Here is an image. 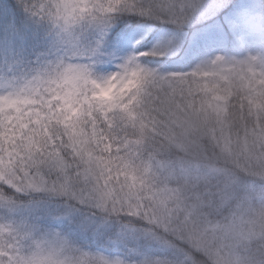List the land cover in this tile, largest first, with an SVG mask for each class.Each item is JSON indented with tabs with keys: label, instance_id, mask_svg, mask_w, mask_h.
I'll return each mask as SVG.
<instances>
[{
	"label": "clouds",
	"instance_id": "clouds-1",
	"mask_svg": "<svg viewBox=\"0 0 264 264\" xmlns=\"http://www.w3.org/2000/svg\"><path fill=\"white\" fill-rule=\"evenodd\" d=\"M207 2L137 0L148 15H136L158 23L144 37L146 46L140 41L146 29H137L133 40L141 46L105 76H97L91 62L78 59L94 51L81 45L74 48L72 38L88 27L106 28L128 14L129 0H108L107 6L96 2L68 20L60 10L72 5L43 0L39 15L29 16V23L42 30L46 45L33 52L35 59L14 52L6 53L0 62V120L8 114L9 122L18 120L24 130L13 141L11 152L0 149L9 157L0 156V209L26 213L19 222L0 218L9 229L3 246H14L16 264H185L187 241L153 222L150 199L125 191L128 172L135 164L132 153L151 156L149 150L156 138L147 128L124 124L123 118L121 123L110 122L105 98L109 93L119 94L123 85L116 77L129 68L160 76L186 72L162 69L183 48L188 29L202 23L197 6ZM260 3L264 5V0ZM252 57L258 56L236 58L215 53L195 67L204 65L222 71L227 65H236L240 71L253 62L264 67V58L254 61ZM234 75L229 73L224 79L233 84ZM97 80L108 83L100 87ZM222 87L224 103L219 111L213 109L207 114L206 122L192 134L193 139H183V155L174 144L167 146V155L186 160L194 154L195 145L211 153L208 159L222 162L238 178L228 205L208 203L200 211L216 214L225 225L238 221L243 234L229 248V254L238 257L240 264H264V110L256 113L248 105L245 115L239 92L229 99L228 87ZM26 118H30L29 123H24ZM216 131L219 137H215ZM121 133L123 137L117 139ZM227 133L234 138L231 148L227 142L221 143ZM136 170L142 169L137 166ZM172 178L178 186L183 185L182 171ZM43 218L67 223L70 230L41 226L38 221ZM76 232L86 241L78 240ZM87 240L104 248L119 246L124 252L107 255L92 250ZM205 264H215V256H206Z\"/></svg>",
	"mask_w": 264,
	"mask_h": 264
},
{
	"label": "trees",
	"instance_id": "trees-1",
	"mask_svg": "<svg viewBox=\"0 0 264 264\" xmlns=\"http://www.w3.org/2000/svg\"><path fill=\"white\" fill-rule=\"evenodd\" d=\"M73 2L74 0H62V3L67 5H72ZM94 2L107 6L108 0ZM66 11L71 13L68 9ZM202 12L206 14L202 17V23L188 29L183 48L162 69L165 72H186L160 76L147 70L129 68L116 78L123 85L119 94L113 96L109 93L105 98L108 101L105 112L110 122L115 120L121 123L123 118L124 124H134L138 129L147 128L156 138L154 147L149 150L151 156L148 153H132L135 164L128 172V187L125 191L133 196L142 194L145 199H150L155 212L154 215L150 214L153 222L176 233L180 240L187 241L185 264H205L207 256L202 247L184 236L187 232H195L199 228L205 238H209V235H224L226 225L220 217L200 209L208 203L220 207L228 205L232 187L238 178L232 175L222 162L208 159L211 153L203 152L195 145L192 149L194 154L183 161L168 156L167 146L174 144L180 154H184L183 139H193L192 134L203 126L202 122H206L207 114L213 109L219 111V105L224 103L222 85L228 87L229 99L239 92L238 99L245 105V115L248 105H251L256 113L264 110V103L261 102L264 67H259L256 63L246 65L240 71H237L236 65H227L222 71H212L204 65L195 67L215 45H221L229 55H235L239 51L242 54L247 52L248 47L244 41L247 30L242 18L245 14L260 16L261 18L256 20L262 22L264 28V5H261L260 0H231V3H227V6L215 15ZM20 15L26 25L25 32L21 36L13 37L10 32L1 30L0 39L3 40L2 44H13L12 53L20 52L35 59L33 52L43 48L47 41L41 38L42 30L29 23V16L22 11ZM157 23L151 18L128 13L111 22L106 28H85L79 32L77 38L83 48L94 50L93 55H86L98 73L111 65L118 68L124 59L141 46L133 40L137 29H146L144 36L140 37L143 46H146L148 41H145L144 37L149 36ZM256 55L264 58V50H260ZM229 73H235L233 84L224 79ZM259 124L257 115V131ZM214 135L219 137L220 133L216 131ZM122 137L123 133L117 139ZM226 137V141L222 140L221 143L227 142L231 148L234 138L230 133H227ZM137 166L142 170L137 172ZM177 171L184 174L182 186H178L172 178ZM3 212L0 209V216ZM59 226L66 232L70 230L67 223H60ZM75 236L81 242L86 241V237L79 232H76ZM87 242L90 246L96 244L90 240ZM148 251L158 253L160 250Z\"/></svg>",
	"mask_w": 264,
	"mask_h": 264
},
{
	"label": "rangeland",
	"instance_id": "rangeland-1",
	"mask_svg": "<svg viewBox=\"0 0 264 264\" xmlns=\"http://www.w3.org/2000/svg\"><path fill=\"white\" fill-rule=\"evenodd\" d=\"M205 12L201 11V17H204L206 14ZM257 18H261L260 16H251L245 14L242 18L243 25L246 27L247 32L244 34V41L246 47H248L247 52L242 54V52L239 51V53L231 54V56L236 58H242L246 54H250L259 52L260 50H264V28L262 27V22L256 20ZM1 34V30H0ZM3 40L0 39V62L3 61V57L6 53H12L13 52V44L9 45L11 42H6L2 44ZM253 45L250 46V45ZM251 51H250V49ZM215 53H225L222 48H216L213 49L204 59L207 57L215 54ZM81 62L88 63L91 61L87 55L81 56L78 58ZM203 59V60H204ZM255 63V62H253ZM93 65V63H92ZM94 67V65H93ZM117 67L115 66H108L104 71L102 72H95V69L93 71L97 74V76H105L112 71L116 70ZM117 78V77H116ZM98 84L101 87H105L108 83V81H99L97 80ZM1 211H4L3 214L1 213L0 218L3 220H16L20 221L23 217L26 216V213L23 212H8L5 209H1ZM39 224L41 226H53V227H60V222L43 218L39 219ZM0 225H4L3 221H0ZM9 229L6 227L5 229H0V233H3V235H0V250L3 248V239L6 237L5 233L8 232ZM225 233L224 235L216 234V235H209V238H205L204 235H202V232L199 228L195 230V232H187L188 234H185L187 238L193 240L197 246H200L203 248V250L208 255H214L215 256V264H240L239 258L230 255L229 254V248L234 245V243L242 236L243 231L241 224L237 222H233L229 225H226L224 229ZM90 246V245H89ZM92 250H100L103 251L107 255H122L124 252V249L119 246H109L107 248L102 247L100 244H95L90 246Z\"/></svg>",
	"mask_w": 264,
	"mask_h": 264
},
{
	"label": "snow or ice",
	"instance_id": "snow-or-ice-1",
	"mask_svg": "<svg viewBox=\"0 0 264 264\" xmlns=\"http://www.w3.org/2000/svg\"><path fill=\"white\" fill-rule=\"evenodd\" d=\"M95 3L94 0H74L72 6L68 8L71 11V17L68 16V11H65L63 7H61L60 11L66 20L73 19L80 15L81 8L87 9ZM227 3L228 0H208L206 4L198 5L197 10L200 12L206 11L210 15H215L224 9ZM42 4L43 0H0V30L10 32L13 37L21 36L26 30V25L20 12L22 11L26 16L35 18L42 10ZM127 11L130 14L148 15L146 10L137 5V0H131ZM72 44L74 48L80 47L77 37L72 38ZM256 59V57H252V60ZM29 122L30 118H26L24 121V123ZM23 131L18 120L13 119L9 122L8 114H5L4 118L0 120V133H3V140L0 141V149H6L7 152H11L14 147L13 141ZM12 155H15V153H12ZM0 156H5V151L0 150ZM8 158L5 156V159ZM5 228L6 226L0 225V229ZM5 235L7 237L8 232ZM16 260H18V257L15 256L14 246L9 247L8 245H4L2 250H0V264H16Z\"/></svg>",
	"mask_w": 264,
	"mask_h": 264
}]
</instances>
